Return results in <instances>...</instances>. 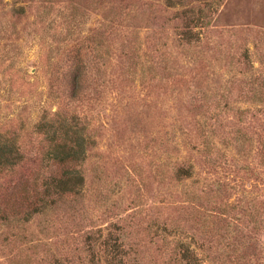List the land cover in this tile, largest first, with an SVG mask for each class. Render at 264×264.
Wrapping results in <instances>:
<instances>
[{"label":"rangeland","instance_id":"obj_1","mask_svg":"<svg viewBox=\"0 0 264 264\" xmlns=\"http://www.w3.org/2000/svg\"><path fill=\"white\" fill-rule=\"evenodd\" d=\"M65 118L80 191L0 221V264H264V0H0V183Z\"/></svg>","mask_w":264,"mask_h":264},{"label":"trees","instance_id":"obj_2","mask_svg":"<svg viewBox=\"0 0 264 264\" xmlns=\"http://www.w3.org/2000/svg\"><path fill=\"white\" fill-rule=\"evenodd\" d=\"M187 20L188 23L193 21L191 16ZM75 75L78 76L77 73ZM43 128L48 140L44 157L47 172L41 178L31 180L30 187L25 181L8 190L0 183V221H17L16 217L29 219L45 207L55 202H65L67 195L75 196L80 191L83 176L77 166L85 157L86 138L73 124V120L68 121L67 118L57 122L53 120V123L46 122ZM23 159L24 155L15 139L0 132V173L14 167Z\"/></svg>","mask_w":264,"mask_h":264}]
</instances>
